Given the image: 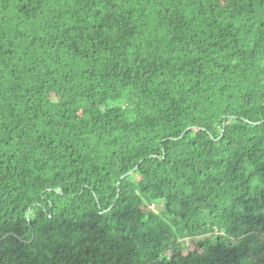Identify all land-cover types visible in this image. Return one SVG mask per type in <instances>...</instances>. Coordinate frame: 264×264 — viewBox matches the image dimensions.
<instances>
[{"label":"trees","instance_id":"trees-1","mask_svg":"<svg viewBox=\"0 0 264 264\" xmlns=\"http://www.w3.org/2000/svg\"><path fill=\"white\" fill-rule=\"evenodd\" d=\"M0 264H264V0H0Z\"/></svg>","mask_w":264,"mask_h":264},{"label":"rangeland","instance_id":"rangeland-1","mask_svg":"<svg viewBox=\"0 0 264 264\" xmlns=\"http://www.w3.org/2000/svg\"><path fill=\"white\" fill-rule=\"evenodd\" d=\"M129 102H130L129 100H126V101H125V104H128Z\"/></svg>","mask_w":264,"mask_h":264}]
</instances>
